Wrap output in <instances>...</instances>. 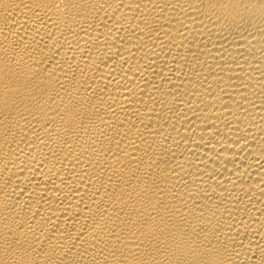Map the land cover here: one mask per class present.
Returning <instances> with one entry per match:
<instances>
[{
	"label": "bare ground",
	"instance_id": "6f19581e",
	"mask_svg": "<svg viewBox=\"0 0 264 264\" xmlns=\"http://www.w3.org/2000/svg\"><path fill=\"white\" fill-rule=\"evenodd\" d=\"M0 264H264V0H0Z\"/></svg>",
	"mask_w": 264,
	"mask_h": 264
}]
</instances>
